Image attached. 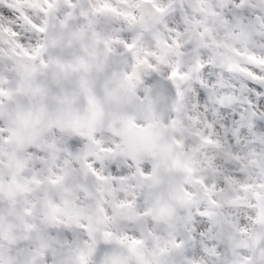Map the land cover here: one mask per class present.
Segmentation results:
<instances>
[{
	"label": "snow or ice",
	"instance_id": "obj_1",
	"mask_svg": "<svg viewBox=\"0 0 264 264\" xmlns=\"http://www.w3.org/2000/svg\"><path fill=\"white\" fill-rule=\"evenodd\" d=\"M0 264H264V0H0Z\"/></svg>",
	"mask_w": 264,
	"mask_h": 264
}]
</instances>
